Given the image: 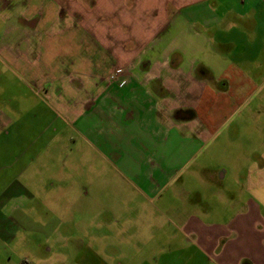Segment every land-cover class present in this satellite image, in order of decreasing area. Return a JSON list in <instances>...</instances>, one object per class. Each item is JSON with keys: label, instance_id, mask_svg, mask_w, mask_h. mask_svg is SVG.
I'll use <instances>...</instances> for the list:
<instances>
[{"label": "crops", "instance_id": "obj_1", "mask_svg": "<svg viewBox=\"0 0 264 264\" xmlns=\"http://www.w3.org/2000/svg\"><path fill=\"white\" fill-rule=\"evenodd\" d=\"M29 1L0 0L4 34L18 32L1 37L0 60L21 83L14 97L0 89V242L23 231L10 213L38 197L21 181L33 162L30 132L60 123L57 135L74 130L174 220L126 232L141 240L109 257L102 236L71 245L69 235L70 264H264V159L245 181L252 195L228 197L223 221L196 191L200 172L227 174L197 166L218 135L241 110L264 108V0Z\"/></svg>", "mask_w": 264, "mask_h": 264}, {"label": "rangeland", "instance_id": "obj_2", "mask_svg": "<svg viewBox=\"0 0 264 264\" xmlns=\"http://www.w3.org/2000/svg\"><path fill=\"white\" fill-rule=\"evenodd\" d=\"M89 2L92 4V0ZM31 3L28 0L27 4ZM5 32L0 25V39L18 35L17 31ZM17 85H21L20 81L0 60V89H11L12 93L7 89L8 96L14 97ZM4 100L0 94V104L4 105ZM254 104L241 110L197 163V166L210 167L211 171H219L221 167L227 171L223 179L220 172L218 180H211L201 172L197 178L201 185L196 191L210 207L213 221H223L227 216L224 210L228 197L249 199L252 195L244 188L245 181L253 180L251 171L264 159V108L255 110ZM39 127L30 132L28 141L33 143V149L29 155L33 162L21 177L28 185H36L31 190L37 192L38 197L33 202L25 200L21 211L10 213L9 225L17 223L23 231L8 243L0 242V264H24L25 260H29V264H60L62 261L67 264L69 260L70 264L75 259L69 258L72 255L66 243L69 235H72L69 237L71 245H92L96 236H102L101 245L109 250L105 254L109 257L115 246L126 250L130 247L127 245H136L135 240H141L135 238L131 242L122 236L126 232L152 234L165 224L174 223L170 215L158 212L157 203L144 201L131 189L130 183L137 182L134 175L125 172L103 152L95 151L74 130L64 128L57 135L56 130L62 128L59 123L40 137ZM26 163L24 160L10 171L9 179L16 177ZM52 183L53 188H46ZM204 185L213 188L205 189ZM261 195L264 196V189ZM47 209L53 211L52 218L46 215Z\"/></svg>", "mask_w": 264, "mask_h": 264}, {"label": "built area", "instance_id": "obj_3", "mask_svg": "<svg viewBox=\"0 0 264 264\" xmlns=\"http://www.w3.org/2000/svg\"><path fill=\"white\" fill-rule=\"evenodd\" d=\"M24 264H29V263L25 262Z\"/></svg>", "mask_w": 264, "mask_h": 264}]
</instances>
